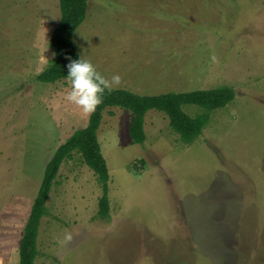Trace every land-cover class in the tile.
I'll list each match as a JSON object with an SVG mask.
<instances>
[{
	"label": "rangeland",
	"instance_id": "374dc122",
	"mask_svg": "<svg viewBox=\"0 0 264 264\" xmlns=\"http://www.w3.org/2000/svg\"><path fill=\"white\" fill-rule=\"evenodd\" d=\"M88 4L75 46L105 78L119 74L114 89L228 87L235 98L191 144L157 110L135 144L132 113L107 109L98 140L109 217L97 176L74 153L50 192L35 264H264V0ZM60 18L59 0H0V264H19L45 168L91 115L66 101L67 80H37Z\"/></svg>",
	"mask_w": 264,
	"mask_h": 264
},
{
	"label": "trees",
	"instance_id": "16d2710c",
	"mask_svg": "<svg viewBox=\"0 0 264 264\" xmlns=\"http://www.w3.org/2000/svg\"><path fill=\"white\" fill-rule=\"evenodd\" d=\"M61 18L58 27L52 33L50 46L54 58L50 65L37 77L42 83H56L66 80L67 65L79 59L80 53L75 46L74 36L79 26L85 21L88 13V0H59ZM235 98V92L228 87L197 90L184 93H164L160 95H139L127 89H113L105 92L102 102L91 113L88 125L77 130L54 153L48 162L44 177L33 203L24 235L19 249V264H35L39 255L38 234L41 221L46 215V204L62 164L79 153L84 163L97 176L102 186V197L99 201V214L109 217V181L110 175L106 160L98 140V130L102 124L103 114L109 108H120L133 115L129 134L135 144H144L145 116L150 110L164 113L170 126L185 144L197 139L210 121L212 111L224 108ZM197 106L202 109L195 117L187 114L184 107Z\"/></svg>",
	"mask_w": 264,
	"mask_h": 264
},
{
	"label": "clouds",
	"instance_id": "9594fccd",
	"mask_svg": "<svg viewBox=\"0 0 264 264\" xmlns=\"http://www.w3.org/2000/svg\"><path fill=\"white\" fill-rule=\"evenodd\" d=\"M65 78L70 83L66 101L76 105L84 114L94 112L104 93L111 92L121 82L119 74L105 78L90 61L81 57L67 65Z\"/></svg>",
	"mask_w": 264,
	"mask_h": 264
},
{
	"label": "crops",
	"instance_id": "0c3cea01",
	"mask_svg": "<svg viewBox=\"0 0 264 264\" xmlns=\"http://www.w3.org/2000/svg\"><path fill=\"white\" fill-rule=\"evenodd\" d=\"M88 7H89V4H88Z\"/></svg>",
	"mask_w": 264,
	"mask_h": 264
}]
</instances>
